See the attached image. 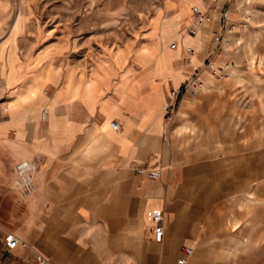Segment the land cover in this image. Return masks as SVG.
Returning <instances> with one entry per match:
<instances>
[{
	"label": "crops",
	"instance_id": "crops-1",
	"mask_svg": "<svg viewBox=\"0 0 264 264\" xmlns=\"http://www.w3.org/2000/svg\"><path fill=\"white\" fill-rule=\"evenodd\" d=\"M213 3L196 31L189 30L195 28L192 12L187 20L181 17L185 31L169 42L177 46L166 53L161 72L147 55L133 61L118 51L90 63L88 55L75 58L73 45L43 48L42 34L29 25L14 40L12 30L2 35L0 264H178L181 259L203 264L211 259L202 246L213 239L209 230L217 195L194 188L210 174L174 163L167 134L171 111L191 100L184 86L195 79L203 86L204 76L219 68L216 51L228 25H223L221 0ZM205 96L210 98L204 112L215 117V97ZM230 148L225 179H236L235 164L247 178L249 143L238 140ZM24 159L37 165L28 194L13 186ZM156 170L159 179L146 176ZM156 214L163 216L162 242L154 240ZM224 222L228 228L232 219ZM9 236L18 238V247H8Z\"/></svg>",
	"mask_w": 264,
	"mask_h": 264
},
{
	"label": "rangeland",
	"instance_id": "rangeland-1",
	"mask_svg": "<svg viewBox=\"0 0 264 264\" xmlns=\"http://www.w3.org/2000/svg\"><path fill=\"white\" fill-rule=\"evenodd\" d=\"M213 1L0 0V43L3 34L12 30L14 40L29 25L42 34L43 48L73 45L75 58L88 55L90 63L111 59L118 51H126L133 61L147 55L161 72L166 53L177 46L169 42L183 30L181 17L187 20L192 12L195 24L194 8L203 13ZM221 4L223 25L228 26L216 51L219 68L204 76L203 86L198 80L187 91L192 96L183 109L169 114L168 148L174 163L210 174L194 188L217 195L211 218L215 224L209 230L213 239L202 246L211 259L201 263L264 264V0H221ZM77 45L89 50L82 52ZM203 92L215 97L211 106L215 117L204 112L209 111L210 96L202 98ZM238 140L249 143L248 177L242 178L241 164H235L236 179L230 182L225 179L231 168L226 158L232 152L231 142ZM227 193H233L232 199L226 198ZM227 219H232L228 228Z\"/></svg>",
	"mask_w": 264,
	"mask_h": 264
},
{
	"label": "built area",
	"instance_id": "built-area-1",
	"mask_svg": "<svg viewBox=\"0 0 264 264\" xmlns=\"http://www.w3.org/2000/svg\"><path fill=\"white\" fill-rule=\"evenodd\" d=\"M195 17H196V22H195V28L194 31L197 30V25H199L200 23L203 22V13L201 12V10L199 8H194L193 10ZM230 15V11H226L225 12V16L228 17ZM234 28V27H232ZM176 45L173 46V48H175ZM198 83V80H192L191 82L187 83L184 86L185 91H189L191 87H196ZM174 95H177L178 92L177 91H173ZM5 112H7V108L4 109ZM43 119H45V115H43ZM112 126L116 129H119V125L117 122H113ZM37 169V165L35 163H32L28 160H23L21 161L17 166H16V176H15V180H14V185L15 188L24 193V194H28L30 192H32L34 190V182H33V174L35 172V170ZM143 173V171H142ZM148 178L156 180L159 179L161 176V171L160 170H156L153 172H148L147 175ZM153 222H154V227H153V233H154V240L156 242H162L164 235H165V229L163 226V216L162 214H156L153 217ZM19 244V240L18 238H16L15 236H9L8 238V247L13 249L15 247H18L17 245ZM184 252L187 255H190L192 253L191 250L189 249H185ZM39 261L42 262L43 261V257L39 256ZM178 264H185V260L181 259L178 261Z\"/></svg>",
	"mask_w": 264,
	"mask_h": 264
}]
</instances>
